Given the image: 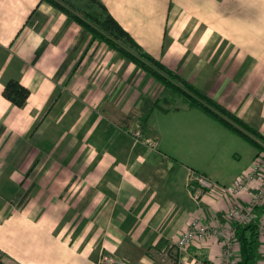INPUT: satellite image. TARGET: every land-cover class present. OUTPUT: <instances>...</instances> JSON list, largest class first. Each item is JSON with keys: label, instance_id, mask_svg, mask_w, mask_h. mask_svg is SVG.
<instances>
[{"label": "crops", "instance_id": "1", "mask_svg": "<svg viewBox=\"0 0 264 264\" xmlns=\"http://www.w3.org/2000/svg\"><path fill=\"white\" fill-rule=\"evenodd\" d=\"M101 1L146 53L264 137V0ZM10 81L30 93L23 108L3 96ZM0 86L4 264H176L168 247L194 216L216 225L253 196L222 188L255 148L41 0H0ZM191 172L217 187L192 189ZM256 243L250 264H263ZM221 254L209 238L182 256Z\"/></svg>", "mask_w": 264, "mask_h": 264}, {"label": "trees", "instance_id": "2", "mask_svg": "<svg viewBox=\"0 0 264 264\" xmlns=\"http://www.w3.org/2000/svg\"><path fill=\"white\" fill-rule=\"evenodd\" d=\"M41 1L65 14L91 34L95 40L103 42L122 59L134 64L163 86L165 90L173 92L182 104L202 111L225 129L247 142L257 150V156L264 153V137L259 132L146 53L114 20L101 0ZM29 95V91L16 81L8 82L3 91L4 98L17 108L25 106ZM162 98L163 96L161 100ZM159 102L160 100L157 101L156 107ZM237 238L240 246V259L235 264H250L254 259L258 240L257 225L238 227ZM5 258L6 255L0 250V264H4Z\"/></svg>", "mask_w": 264, "mask_h": 264}, {"label": "built area", "instance_id": "3", "mask_svg": "<svg viewBox=\"0 0 264 264\" xmlns=\"http://www.w3.org/2000/svg\"><path fill=\"white\" fill-rule=\"evenodd\" d=\"M133 137L140 140L141 126ZM189 186L200 191H212L217 185L206 177L191 172L189 174ZM253 190L248 205L236 203L226 212V220L216 225L207 224L202 216H194L185 229L170 243L168 251L176 250L180 257L176 264H234L235 250L238 243L237 228L256 224L258 228V241L260 242L264 264V154H259L247 172L237 177L234 183L222 191L229 197L237 200L246 190ZM238 202V200H237ZM262 214L258 216V210ZM209 238H215L222 245V254L218 263L194 258L190 263L186 262L183 253L195 242H205ZM165 251L163 259L168 255ZM105 264H118L112 258H104ZM120 264V263H119Z\"/></svg>", "mask_w": 264, "mask_h": 264}, {"label": "rangeland", "instance_id": "4", "mask_svg": "<svg viewBox=\"0 0 264 264\" xmlns=\"http://www.w3.org/2000/svg\"><path fill=\"white\" fill-rule=\"evenodd\" d=\"M137 124H139L141 126L140 122L136 121V122H134V124H132L131 126L128 127V129L130 130L131 133L135 134V132L138 130V128L136 127ZM141 130H140V137L142 138V132H141ZM152 143L155 144L156 143V139H154L152 141ZM262 154H264V153H262ZM225 163L231 167L232 164L237 163V160L234 157L233 158L232 157L230 158V156H228V158L227 157L225 158ZM251 166H252V164H251Z\"/></svg>", "mask_w": 264, "mask_h": 264}, {"label": "clouds", "instance_id": "5", "mask_svg": "<svg viewBox=\"0 0 264 264\" xmlns=\"http://www.w3.org/2000/svg\"><path fill=\"white\" fill-rule=\"evenodd\" d=\"M0 87H2V86H0Z\"/></svg>", "mask_w": 264, "mask_h": 264}]
</instances>
